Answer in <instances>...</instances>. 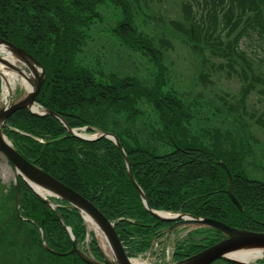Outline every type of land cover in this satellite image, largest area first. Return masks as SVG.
Wrapping results in <instances>:
<instances>
[{
    "label": "trees",
    "instance_id": "16d2710c",
    "mask_svg": "<svg viewBox=\"0 0 264 264\" xmlns=\"http://www.w3.org/2000/svg\"><path fill=\"white\" fill-rule=\"evenodd\" d=\"M100 1L0 0V36L26 49L43 65L45 81L36 103L57 113L66 123L54 115L38 116L24 108L6 119L5 135L26 159L88 198L115 222L129 256L148 251L153 238L161 236L170 223L159 220L146 208L130 178L124 154L113 140H84L73 135L68 127H86L89 133H114L149 207L264 231V181L250 177L242 160L250 143L241 148L242 153L236 152V144L230 143L226 130H190L187 125L194 119L195 109L186 104L183 95L191 98L193 91L189 95L180 94L176 88L164 90L168 71L164 49L154 37L137 36L130 17V0H115L123 11L116 30H129L124 41L134 40L141 50L152 53L158 65L153 75L155 82H145L106 66L102 69L112 71H94L77 64V54L83 50L86 38L83 28L91 26L93 16L87 13H94ZM199 1L207 17L213 12L215 25L216 13L222 15L220 31L215 27L207 30L199 25L203 17L192 14L191 7L186 9L185 18L198 23L201 33H205L204 43L219 56H226L230 69L241 66L240 63H252L246 50L240 49V43L246 37L255 42L254 35L264 36V0ZM193 29L194 32L196 28ZM248 75L243 74L246 78ZM252 79L246 89L254 88L256 78ZM246 92L248 89L243 98ZM234 108L238 109L236 105ZM218 110L225 116L228 109L224 105ZM220 162L232 174V192L242 210L227 193L230 180ZM8 199L16 200L18 211H8L7 220L0 219V262L4 260V245L17 244L18 240L15 248H19L20 259H16V264H31L34 260L35 264H88L77 252H71L73 240L68 228L79 244L87 237L85 221L77 208L62 198H53L57 204L53 208L21 176L4 192L3 203ZM13 225L17 231L10 230ZM223 237L221 231L211 227L190 231L177 241L174 259H184ZM44 244L63 254L50 251ZM89 245L93 255L102 259L95 238ZM38 249L45 255L44 260L29 253ZM29 256L34 260H29ZM217 261L235 264L224 258L212 264Z\"/></svg>",
    "mask_w": 264,
    "mask_h": 264
},
{
    "label": "rangeland",
    "instance_id": "374dc122",
    "mask_svg": "<svg viewBox=\"0 0 264 264\" xmlns=\"http://www.w3.org/2000/svg\"><path fill=\"white\" fill-rule=\"evenodd\" d=\"M129 2L132 13L130 17L137 36L144 39L154 37L164 49V61L168 70L164 76L166 83L164 90L176 88L180 94L189 93V95H192L191 91H193L191 98L183 95L186 104L195 109L194 119H191L190 124L187 125L190 126V130L197 133L205 129L211 132L218 129L222 133L226 130L230 134V143L236 144V152L242 153L241 148L250 143L243 152V166L250 177L264 181V122L259 124L260 121H264V39L262 38L264 36L254 35L255 42H252L250 37L243 38L240 49L246 50L252 63H240L241 66L236 65V69H230L226 56H219L204 43L205 33H201L198 27L203 24L207 30L215 27L220 31L221 14L216 13L217 25H215L213 12L207 17L199 0H130ZM188 7H191L192 14L203 17L199 25L185 18ZM94 10V13H87L93 16L91 26L83 28L86 38L83 50L77 54V64L92 67L94 71L106 66L107 69L137 76L145 82H155L153 75L158 71L155 57L148 50H141L134 40L124 41L123 38L128 36L129 30H122L121 33L116 30L118 21L123 18L122 7L115 0H101ZM193 28H196L194 32ZM192 34L195 37H192ZM222 36L225 37V34ZM1 55L5 56L3 53ZM107 69L105 70L107 73L112 71ZM248 73L247 78L243 76ZM252 77L256 78L254 88L253 86L247 88L248 92L243 98L242 94L247 90V83L252 84L254 81ZM1 92L0 106L5 104L2 98L3 91ZM25 95L24 88L17 83L12 100L16 101ZM224 105L228 109L226 117L218 110ZM235 105L238 109L234 108ZM148 107L152 109L149 104ZM16 176L17 172L13 165L0 151V219L7 220L8 211L12 213L14 209L18 211L16 200L8 199L6 204L3 203L4 192L14 185ZM188 228L180 227L173 235L166 236L159 240L160 242L154 240L151 250L139 258L151 264H176L171 256L173 242L177 237L186 234ZM17 229L15 225L10 227L12 231ZM88 229L90 240L95 235V231L89 227ZM17 244L4 245V260L3 263L0 262L1 264L17 263L16 259L17 261L18 258L20 259L19 248H15ZM29 253L31 256L45 259V255L39 249ZM31 256L29 260L33 259ZM35 263L34 260L31 264ZM217 263L229 264L219 261ZM253 263L263 264L264 253Z\"/></svg>",
    "mask_w": 264,
    "mask_h": 264
},
{
    "label": "water",
    "instance_id": "95a60500",
    "mask_svg": "<svg viewBox=\"0 0 264 264\" xmlns=\"http://www.w3.org/2000/svg\"><path fill=\"white\" fill-rule=\"evenodd\" d=\"M2 45L5 46L11 54L23 60L32 61L35 65H37L40 68L41 72L38 76L36 86L28 94H26L21 99H18L16 101L11 100L9 104L0 106V151H2L5 154V156L8 158V160L12 163L17 174L22 176L23 179L30 185V187L43 199L48 200L47 197L41 195L36 190L34 185H36L42 190H46L50 192L51 196H56L67 200L72 206H74L81 212L85 221L87 220L86 217L84 216V211H86L92 217H94L103 227L107 237L109 238L119 264H132L131 258L126 253L123 243L115 229V224L111 222L101 212V210L88 198H86L85 196H83L82 194H80L70 186L66 185L59 179L55 178L54 176L43 170L35 163L26 159L15 148V146L7 138V136L3 133V126L6 119L15 111L24 108H28L32 114L38 116H43L46 114L54 115L58 117L64 124L66 123L57 113L47 109L40 110L36 105L37 95L39 94L42 85L45 81L46 70L43 67V65L26 49L19 47L15 45L13 42L8 41L0 36V46ZM1 54L2 53L0 52V61L2 63L6 64L7 66L9 65L16 67L15 63L9 61L6 58V56H3ZM0 75L2 77L1 72ZM68 129L76 137L88 141L97 140L101 137H107L113 140L124 154L130 178L137 187L146 208L158 219L167 222H174V224L170 227V230L178 226L190 225L192 229L198 227L215 228L224 234V238L218 241L217 243L209 247H206L205 249L183 260L177 261L176 264H211L220 258H226L238 264H253L251 262L234 259L230 257L229 254L242 248H257V249H262V251L264 252V231L256 232V231L246 230L243 228H237L230 226L225 222H222L217 219L201 217V216H193L189 213H175L176 215L174 217H165L160 215L159 213L162 212L164 213V211H158L149 207L146 201L145 193L143 189L140 187V185L137 183V181L135 180L133 173L130 169V164L127 154L125 153L119 138L114 133L102 131L98 135L88 136L79 133L75 129H71L69 127ZM220 164L226 170L230 180L229 189L227 190V193L229 194L234 204L237 205L240 210H242L243 209L242 204L239 202V200L234 196L232 192V187H233L232 174L224 162H220ZM44 245L47 249H49L50 251L56 254H60V255L63 254L53 251L47 244ZM74 251H77L80 257L82 258V260H84L88 264H116L111 262L109 259H107L102 250L101 251L104 255L103 261H99L93 257L88 256L87 254H85L84 252L78 249L76 239L73 242V249L71 250V252ZM64 254H68V253H64Z\"/></svg>",
    "mask_w": 264,
    "mask_h": 264
},
{
    "label": "bare ground",
    "instance_id": "6f19581e",
    "mask_svg": "<svg viewBox=\"0 0 264 264\" xmlns=\"http://www.w3.org/2000/svg\"><path fill=\"white\" fill-rule=\"evenodd\" d=\"M0 52L3 53L6 58L15 63L14 66H7L0 61V72L3 77V100L6 104L9 103V99L14 95V89L16 84H20V87L24 88L26 94H28L37 84L38 76L41 72L40 68L35 65L32 61L23 60L13 54H11L5 46H0ZM36 190L43 196H50V192L42 190L34 185ZM165 217H174L176 214L170 212L159 213ZM88 227L95 231L101 250L105 254L106 258L111 262L119 264L117 257L114 253L112 244L107 237L103 227L99 222L92 217L89 213L84 211ZM73 248V247H72ZM230 257L241 260L252 262L263 256L262 249L257 248H242L229 254ZM132 264H151L142 259H131Z\"/></svg>",
    "mask_w": 264,
    "mask_h": 264
},
{
    "label": "flooded vegetation",
    "instance_id": "af4514ba",
    "mask_svg": "<svg viewBox=\"0 0 264 264\" xmlns=\"http://www.w3.org/2000/svg\"><path fill=\"white\" fill-rule=\"evenodd\" d=\"M82 244H83V242H82ZM82 244H81V245H82ZM83 249H86V250H88V249H87L85 246H83Z\"/></svg>",
    "mask_w": 264,
    "mask_h": 264
}]
</instances>
